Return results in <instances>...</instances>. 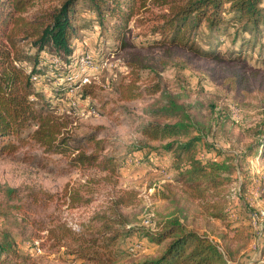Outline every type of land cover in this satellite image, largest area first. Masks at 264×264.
<instances>
[{
  "label": "rangeland",
  "instance_id": "rangeland-1",
  "mask_svg": "<svg viewBox=\"0 0 264 264\" xmlns=\"http://www.w3.org/2000/svg\"><path fill=\"white\" fill-rule=\"evenodd\" d=\"M60 1L41 0L31 12L55 6ZM162 10L150 0L139 8L128 26L127 46L123 49L113 38V20L105 17L101 21L93 10L81 3L76 20L79 29L71 41V56L90 55L92 69L82 72L70 62L73 67L70 70V63L63 64L47 51L42 53L45 60L40 64L41 72L31 77L38 92L37 99L32 97L37 103L36 109L47 102L58 116L69 121V130L76 138L95 133L99 139H104L107 145L104 154L117 159L120 171L116 186L100 183L95 187L97 193L93 202L86 206L69 208L64 199L36 211L27 207L12 209L9 207L12 205L3 204L5 211L0 215V228L11 233L20 254L28 258L24 264H81L65 248L52 247L45 238L44 226L38 231L37 225L29 220L34 217L46 225L56 217L80 232L90 217L105 207L114 191L126 190L136 192L138 198L131 207L123 209L128 221L125 229L131 231L114 249L117 264H136L157 257L164 244L152 245L145 236L170 217L179 218L187 230L207 235L217 242L228 264H264L261 251L264 237V148L261 146L264 142V25L257 36L242 32L239 25L230 20L216 36H210L201 28L194 35L195 44L203 51L217 53V59H209L185 49L159 46L160 36L151 30L158 25L157 16ZM20 46L24 50L23 42ZM140 58L147 67L135 72L140 90L158 83L161 93L175 96L176 102L183 105L191 117L192 135L214 145L220 153L211 155L216 161L228 164L230 170L225 176L229 181L218 196L194 199L174 183V172L162 157L164 142H152L149 147L139 149L143 140L138 133L139 126L152 120L146 112L151 110L152 104L155 110L162 95L143 94L137 100H120L119 86L136 76L129 64ZM20 65L30 72V64ZM70 74L88 75L89 82L79 86L62 80ZM62 86L72 89L59 95ZM84 89L91 93L82 96ZM91 108L94 114L89 113ZM29 130L21 133L24 142L14 153L0 154V186L18 188L24 198L32 189L60 198L66 185L71 188L84 184L89 176H102L93 171L70 169L67 160L60 155L44 154L28 140ZM241 155L244 158L240 159ZM199 156L206 157L203 149ZM215 212L225 216L224 219H212L210 214ZM147 214H153L149 227L142 224ZM136 242L141 243L142 249L129 253V246Z\"/></svg>",
  "mask_w": 264,
  "mask_h": 264
},
{
  "label": "trees",
  "instance_id": "trees-1",
  "mask_svg": "<svg viewBox=\"0 0 264 264\" xmlns=\"http://www.w3.org/2000/svg\"><path fill=\"white\" fill-rule=\"evenodd\" d=\"M39 1L0 0V154L14 153L24 142L21 133L30 129L28 140L44 154L60 155L67 160L70 169L93 171L102 176H89L79 186L70 188L66 185L60 198L33 189L24 198L20 189L0 186V215H4L3 204L12 205L9 206L12 209L27 207L33 211L47 207L57 199H64L69 208L89 205L97 193L95 187L100 183L115 187L120 171L117 159L104 154L107 150L104 139H99L95 133L76 138L69 130V121L58 116L47 102L39 110L36 109L37 103L32 97L37 99L38 92L31 77L41 72L40 64L45 60L42 53L45 51L63 64L71 62V41L79 29L76 20L81 3L93 10L101 21L105 17L113 20V38L124 49L131 20L149 0H61L55 6L31 12ZM150 2L163 9L157 16L158 25L151 30L160 36L159 46L185 49L209 59H217V53L203 51L195 44L194 35L201 28L210 36H216L230 20L238 24L242 32L257 36L264 25V0ZM225 14L229 18H225ZM20 42L25 44L24 50ZM141 60L129 64L133 75L147 68ZM22 63L31 65L30 72L20 65ZM138 82L136 75L127 84H121L118 88L120 100L133 101L143 94L153 97L162 92L158 83L140 90ZM70 89L62 86L58 93L62 95ZM82 93V96H87L91 92L84 89ZM161 94V101L156 103L155 110L152 104L151 110L146 112L152 120L139 126L138 133L143 138L139 149L149 147L152 142H164L162 157L167 159L174 172V183L194 199L218 196L229 181L225 176L230 170L228 164L215 160L220 151L214 145L192 135L191 117L185 107L176 102L175 96L168 92ZM261 146L264 148V142ZM200 149L206 154L205 158L199 156ZM212 152L215 156L211 155ZM236 163L240 168V160L237 159ZM137 198L138 194L131 190L114 191L105 207L94 213L80 232L72 230L56 217H52L46 225L34 217L29 221L37 225L38 231L44 226L45 238L52 247L65 248L81 264H117L114 249L119 240L131 231L125 229L128 221L123 209L131 207ZM210 217L223 220L225 216L215 212ZM145 238L152 245L164 244L163 249L157 257L136 264H228L217 242L207 235L187 230L177 217L167 218ZM261 251L264 253V237ZM27 262L28 258L20 254L11 233L0 228V264Z\"/></svg>",
  "mask_w": 264,
  "mask_h": 264
},
{
  "label": "built area",
  "instance_id": "built-area-1",
  "mask_svg": "<svg viewBox=\"0 0 264 264\" xmlns=\"http://www.w3.org/2000/svg\"><path fill=\"white\" fill-rule=\"evenodd\" d=\"M54 66H57V59H54ZM57 63V64H56ZM71 63H73V66L75 65V67H79L82 72H84L86 69H92L93 67V58L88 55V54H81L80 56L74 57L72 56V60ZM71 63L68 65L69 69L71 70L73 67L71 66ZM65 80L66 82H69L70 84H74V85H79L82 86L86 83L89 82V76L82 74L81 76H75V75H67L66 78L62 79ZM95 110L93 108H91V110L89 111V113H93L94 114ZM153 218V214H147L146 216L143 217L142 220V224L146 227L151 226V221ZM154 231V230H151ZM142 249V245L139 242L133 243L129 246L128 251L129 252H136V251H140Z\"/></svg>",
  "mask_w": 264,
  "mask_h": 264
}]
</instances>
